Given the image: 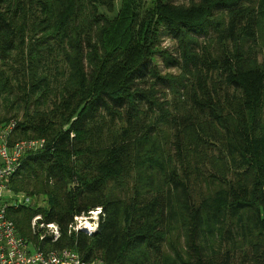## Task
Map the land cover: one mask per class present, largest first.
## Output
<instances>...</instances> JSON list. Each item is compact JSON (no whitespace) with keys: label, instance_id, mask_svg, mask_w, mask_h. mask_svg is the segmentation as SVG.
I'll list each match as a JSON object with an SVG mask.
<instances>
[{"label":"trees","instance_id":"obj_1","mask_svg":"<svg viewBox=\"0 0 264 264\" xmlns=\"http://www.w3.org/2000/svg\"><path fill=\"white\" fill-rule=\"evenodd\" d=\"M9 119L10 141L44 140L10 179L33 247L264 264V0H0ZM97 208L91 234L68 232Z\"/></svg>","mask_w":264,"mask_h":264},{"label":"built area","instance_id":"obj_2","mask_svg":"<svg viewBox=\"0 0 264 264\" xmlns=\"http://www.w3.org/2000/svg\"><path fill=\"white\" fill-rule=\"evenodd\" d=\"M16 125V119H9L0 126V264H104L97 259L85 260L70 249L35 248L18 233L8 214V207L29 205L31 198L15 197L10 188V179L19 171L23 155L41 148L44 140L22 138L10 141V135ZM98 210L97 208L89 211L87 215L74 216L73 222L68 225V232L81 230L91 234L98 226ZM37 227L44 228L53 240L59 235L58 227L54 223H43L39 214L30 220L33 232Z\"/></svg>","mask_w":264,"mask_h":264},{"label":"rangeland","instance_id":"obj_3","mask_svg":"<svg viewBox=\"0 0 264 264\" xmlns=\"http://www.w3.org/2000/svg\"><path fill=\"white\" fill-rule=\"evenodd\" d=\"M177 1L180 2V1H183V0H177ZM117 8H118V1L116 2L115 9H114V13L116 12ZM114 13H113V14H114ZM171 43H172V42L169 41V40H167V39L163 41V45L168 46V47H170V45H172ZM160 64H161V62H160ZM17 118L20 119L19 116H18ZM17 195L19 196V197H18V196H17V197H18V198H21V199H22V197L28 196V195H24V194H22V193L17 194ZM28 203H29L30 206H32V205L34 204L33 199L31 198L30 201H29ZM91 218H92V217H91ZM93 218H95V216H93Z\"/></svg>","mask_w":264,"mask_h":264},{"label":"clouds","instance_id":"obj_4","mask_svg":"<svg viewBox=\"0 0 264 264\" xmlns=\"http://www.w3.org/2000/svg\"><path fill=\"white\" fill-rule=\"evenodd\" d=\"M99 211V210H98Z\"/></svg>","mask_w":264,"mask_h":264}]
</instances>
